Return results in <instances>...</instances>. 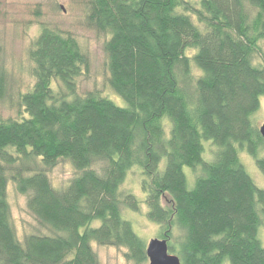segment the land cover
Returning <instances> with one entry per match:
<instances>
[{"label":"trees","instance_id":"16d2710c","mask_svg":"<svg viewBox=\"0 0 264 264\" xmlns=\"http://www.w3.org/2000/svg\"><path fill=\"white\" fill-rule=\"evenodd\" d=\"M84 3L105 38L106 84L124 105L79 93L86 53L41 25L28 51L34 83L16 93L17 117H0V264H99L93 245L144 263L147 243L123 215L140 209L122 189L133 170L146 218L181 264H264V187L240 160L264 173V0ZM59 160L75 169L62 189L48 176ZM10 184L46 233L19 240Z\"/></svg>","mask_w":264,"mask_h":264},{"label":"rangeland","instance_id":"374dc122","mask_svg":"<svg viewBox=\"0 0 264 264\" xmlns=\"http://www.w3.org/2000/svg\"><path fill=\"white\" fill-rule=\"evenodd\" d=\"M41 25L57 29L62 33H70L86 53L88 67L76 79L79 93L98 89L116 104L124 105L122 99L106 84L108 71L103 51L105 38L87 25L84 0H0V78L5 85V94L0 99L1 118L17 117L18 103L15 95L17 92L21 93L30 89L34 83V77L30 73L32 63L28 57V51L38 36ZM53 86L57 88L56 85L53 84ZM263 122L264 109L260 111L256 119L258 126ZM263 149L261 156H264ZM208 155H205L206 159ZM240 160L254 183L258 187H264V173L258 170L252 158L247 154H241ZM184 172L191 186L193 179L188 176L190 169L184 167ZM74 175L75 169L66 160H59L48 171L50 182L57 189L64 188ZM140 178V174L133 170L122 184L125 192L131 190L141 201L137 212L126 211L123 215L132 221L137 235L147 243L150 238L160 235V227L145 216L146 205L144 193L140 190ZM7 197L10 203L11 222L19 240L22 241L27 234L46 233L47 230L38 225L36 216L27 207V195L18 193L10 184ZM94 225H97V222H94ZM162 238L164 237H158V239ZM259 238L264 246V226L259 228ZM93 251L99 264H134L125 259L123 255L125 250L122 248L93 245ZM141 264H149L148 259Z\"/></svg>","mask_w":264,"mask_h":264},{"label":"water","instance_id":"95a60500","mask_svg":"<svg viewBox=\"0 0 264 264\" xmlns=\"http://www.w3.org/2000/svg\"><path fill=\"white\" fill-rule=\"evenodd\" d=\"M258 131L264 139V122L259 125ZM145 251L149 264H181L178 256L169 252L166 239H150Z\"/></svg>","mask_w":264,"mask_h":264}]
</instances>
